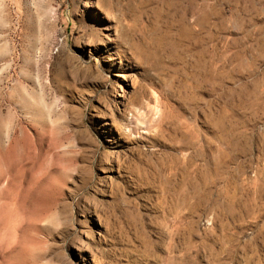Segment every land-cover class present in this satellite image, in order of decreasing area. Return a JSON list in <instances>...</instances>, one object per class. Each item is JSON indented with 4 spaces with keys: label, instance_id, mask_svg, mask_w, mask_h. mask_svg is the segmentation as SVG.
<instances>
[{
    "label": "rangeland",
    "instance_id": "374dc122",
    "mask_svg": "<svg viewBox=\"0 0 264 264\" xmlns=\"http://www.w3.org/2000/svg\"><path fill=\"white\" fill-rule=\"evenodd\" d=\"M0 264H264V0H0Z\"/></svg>",
    "mask_w": 264,
    "mask_h": 264
},
{
    "label": "bare ground",
    "instance_id": "6f19581e",
    "mask_svg": "<svg viewBox=\"0 0 264 264\" xmlns=\"http://www.w3.org/2000/svg\"><path fill=\"white\" fill-rule=\"evenodd\" d=\"M161 43V42H160Z\"/></svg>",
    "mask_w": 264,
    "mask_h": 264
}]
</instances>
